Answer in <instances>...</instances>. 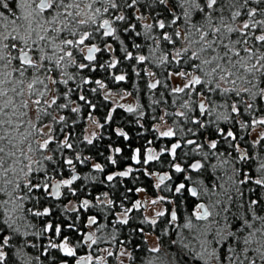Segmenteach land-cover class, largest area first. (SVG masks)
I'll return each mask as SVG.
<instances>
[{"label": "snow or ice", "instance_id": "snow-or-ice-1", "mask_svg": "<svg viewBox=\"0 0 264 264\" xmlns=\"http://www.w3.org/2000/svg\"><path fill=\"white\" fill-rule=\"evenodd\" d=\"M0 264H264V0H0Z\"/></svg>", "mask_w": 264, "mask_h": 264}]
</instances>
